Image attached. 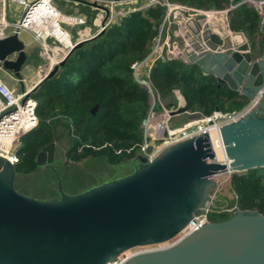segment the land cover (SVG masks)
<instances>
[{
	"label": "water",
	"instance_id": "water-1",
	"mask_svg": "<svg viewBox=\"0 0 264 264\" xmlns=\"http://www.w3.org/2000/svg\"><path fill=\"white\" fill-rule=\"evenodd\" d=\"M72 1L104 11L103 25L110 15L97 2ZM175 18L185 22L190 40L180 61L199 66L219 85L253 101L264 88V46L257 58L242 32H231L244 40L237 44L203 16L189 18L179 12ZM105 33L78 42L65 56L61 51L58 64L29 95L52 79L76 49ZM55 47L62 49L60 44ZM14 54L16 60L11 59ZM0 63L24 92L23 69L30 57L18 35L0 39ZM49 64L45 63L46 69ZM98 109L97 105L91 113ZM187 112L184 100L175 114ZM221 133L230 166L214 161L210 136L204 134L168 147L152 163L140 158L131 174L75 195L64 192L68 168L60 176L52 167L57 144L51 143L38 154L37 164L56 173L57 199L39 200L33 192L28 196L19 191L17 180L23 176L0 156V264H112L131 249L173 240L217 192L212 177L230 169L244 173L264 168V94L251 113L223 127ZM234 213L236 217L211 222L169 250L141 255L127 264H264V216L237 208Z\"/></svg>",
	"mask_w": 264,
	"mask_h": 264
},
{
	"label": "trees",
	"instance_id": "trees-1",
	"mask_svg": "<svg viewBox=\"0 0 264 264\" xmlns=\"http://www.w3.org/2000/svg\"><path fill=\"white\" fill-rule=\"evenodd\" d=\"M170 1L216 10L231 3L230 0ZM164 16L165 9L156 7L125 17L120 25L76 49L58 73L33 94L39 103L40 125L25 136L19 149L18 174L26 176L39 168L38 154L54 142L56 129L64 120L69 123L71 139L69 160L80 162L93 157L112 165L132 162L150 105L148 92L136 82L131 66L145 60L150 53ZM229 18L233 32L244 33L253 51H263L262 20L253 7L240 6L230 12ZM151 77L164 98L173 97L175 90L180 91L188 111H201L209 116L217 109L239 111L250 103L241 93L219 85L214 75L180 60L158 62ZM97 105L99 109L93 115L91 111ZM106 144L112 146L102 148ZM131 148L134 150L128 154L126 150ZM117 151L122 152L117 154ZM231 187L236 195L235 208L264 216V168L234 173ZM234 214L215 212L210 221H226Z\"/></svg>",
	"mask_w": 264,
	"mask_h": 264
},
{
	"label": "built area",
	"instance_id": "built-area-1",
	"mask_svg": "<svg viewBox=\"0 0 264 264\" xmlns=\"http://www.w3.org/2000/svg\"><path fill=\"white\" fill-rule=\"evenodd\" d=\"M81 1L97 2L99 5L107 7L110 11V15L103 25L106 13L102 10H97L96 8L91 7V9L101 13V16L103 17L100 24H98L99 31L97 34L112 26L118 25L122 19L133 13L140 11L145 12L150 8L156 7H163L165 9V16L158 29V35L153 40L150 53L145 60L135 62L131 66L136 82L148 92L150 105L148 113L141 124V141L136 145L139 153L133 158V160L139 162V159L142 158L145 159L146 163H152L168 147L208 134L210 136L212 148L216 154L214 161L227 164L226 162L219 161L217 158V153L214 149L211 136L213 132H216L220 136L221 148H223L222 151L226 155L227 160H229L227 166H230L231 160L226 153L221 129L240 121L251 113L261 103L264 88L255 96V99L250 101V103L242 110L233 112L216 110L209 116H201L199 115L200 112L188 111L185 114L195 115V119H191L182 125L174 126L172 120L181 116L175 114V112L183 107L184 97L180 91L175 90L174 97L178 100L179 105H164L162 95L152 81L151 73L153 67L158 62L180 60L183 51L189 44L190 40L187 38L185 22L182 19L175 18L179 12L184 13L189 18L203 16L206 18L210 26L224 25L231 31L229 18L230 12L240 6L246 5L253 7L258 12L262 20V31L264 30V1L244 0L239 4H234L231 1L230 6L223 10H201L177 2H171L170 0ZM74 3L86 6L81 2ZM14 4L21 8V13L17 16V19L14 22H10L9 7ZM12 16H16V13L12 14ZM68 17L74 18L75 22H68ZM85 23V19L67 15L60 11L55 5L54 0H0V39L4 40L13 35H18L19 37L21 32H27L31 34L35 42L38 43L43 57H46L44 54H46L48 50L52 51V48H54L56 44L62 46V51L65 56L78 42L96 36L97 34L89 37L86 35H78L74 37L65 27L70 26L76 28ZM64 36H67L70 39V43H61V39ZM176 43H178V47H175ZM17 56V54H14L11 59L16 60ZM46 61L47 63L50 62L47 58ZM57 64L58 61L52 65L51 69ZM51 69L47 70L45 76L48 75ZM0 71L5 72L1 63ZM31 90L32 89H25L23 92L18 86L9 84L0 77V156L9 160L15 166H17L20 161L19 149L21 147V139L35 131L40 125V118L38 116L39 103L32 96L33 94L29 95ZM157 108L160 109V112L156 111ZM111 146L112 145L110 144H106L102 148ZM133 150L134 148H131L126 150V152L131 154ZM121 152L122 151H117V154H120ZM233 173L234 172L225 175L231 176ZM218 178L217 175L212 177L216 182ZM216 193L212 196L207 206L196 215L195 220L191 222V224H189L177 237L166 243L153 245L161 246L153 253L169 250L197 233L201 228L209 225L211 223V214L221 212L218 211L214 205ZM235 209L236 208L224 211L234 212ZM153 246L137 247L126 251L112 264H127L135 257L151 254L149 248Z\"/></svg>",
	"mask_w": 264,
	"mask_h": 264
},
{
	"label": "rangeland",
	"instance_id": "rangeland-1",
	"mask_svg": "<svg viewBox=\"0 0 264 264\" xmlns=\"http://www.w3.org/2000/svg\"><path fill=\"white\" fill-rule=\"evenodd\" d=\"M54 3L57 6V8L63 13L85 19L86 23L76 28L65 26L66 29L69 30L74 37L85 34L84 33L85 31H88V34L86 35L88 37L94 36L95 34L98 33L99 31L98 24H100L101 20L103 19L101 13L91 9L90 7L88 8L82 4L74 3V1L72 0H54ZM228 7L225 6V8ZM201 10H216V9L203 8ZM14 13H16V16H12V14ZM20 13H21V8L18 5L15 4L11 5L9 7V21L14 22ZM67 20L70 23L75 22V20L71 19V17H68ZM120 24L121 22L118 23V25ZM19 37L26 44L27 53L30 51L33 52L32 62L34 64V68L31 69V76H33L36 73L37 70L36 67L43 63L42 61L43 58L40 56L41 49L38 43L35 42L31 34L27 32H21ZM214 40L216 42H220L217 37H215ZM254 52L256 54L257 53L263 54V51H261L260 49L259 51L254 50ZM44 62L47 63L45 59ZM49 65L51 66V64ZM0 75L5 79V75L2 72L0 73ZM11 84L14 86L16 85L15 82H11ZM32 96L35 98V95ZM162 98L164 105L167 106L171 104H174L175 106L179 105L178 100L174 96L170 98H164V97ZM156 111L160 112V109L157 108ZM193 112H200L199 115L208 116L203 114L201 111H193ZM195 117H196L195 115L183 114L181 116L174 118L172 122L174 126H178L190 121L191 119L194 120ZM68 124L69 123L65 120L60 122V125L56 129L55 139H54V142L57 144L56 162L61 163L64 161H69L72 163L69 164L68 171L66 173V182L64 184L65 193L70 195L79 194L88 190L89 188H92L95 185L103 184L109 180H115L127 176L133 172V170L128 166L129 161L122 163L120 165H112L107 160L102 158L91 157L80 162L69 160L67 153L71 146V139L68 135V130H67ZM24 141H25V137H23L20 141L21 147ZM138 153L139 151H137L136 156L138 155ZM131 161L134 162L133 159ZM57 167H58L57 173L60 176H62L63 167L61 165H57ZM232 175L231 176L223 175L217 179L219 189L217 190V193L215 195L214 205L218 211L232 210L235 208L234 206L236 202V195L231 187ZM16 188L28 196L33 192L34 197H36L39 200L59 198V193L57 191L56 173L41 167H39L34 173L26 175L21 179H18ZM235 215L236 214H234L232 218L236 217ZM157 247L160 246H156L153 248H157Z\"/></svg>",
	"mask_w": 264,
	"mask_h": 264
},
{
	"label": "crops",
	"instance_id": "crops-1",
	"mask_svg": "<svg viewBox=\"0 0 264 264\" xmlns=\"http://www.w3.org/2000/svg\"><path fill=\"white\" fill-rule=\"evenodd\" d=\"M86 7H88L89 8V6H86ZM91 8V7H90ZM71 19H74V18H72L71 17ZM84 19V18H83ZM77 20V19H76ZM97 27V26H96ZM232 31V30H231ZM263 31V34H264V30H262ZM233 32V31H232ZM85 34H82V35H87L88 34V31H85L84 32ZM233 33H238V32H233ZM246 36V35H245ZM248 39V38H247ZM249 41V40H248ZM51 53H55V49H52V51L51 50H49L46 54H44L45 56H46V58L47 59H49L50 60V64H51V66H52V64H53V62H54V59H53V57H52V54ZM60 54V52H57V57H58V55ZM256 54V53H255ZM28 55H29V57H30V63L23 69V84H24V86H25V89H33L36 85H38L41 81H42V79L44 78V76L46 75V73H47V70H49L50 68L49 67H51L50 65H49V67H48V69H45V62H44V57H43V54H42V52L40 51V56L43 58L42 59V61H43V63L42 64H40V65H38L36 68H37V70H36V73H35V75H33V76H31V69L32 68H34V64H33V59H32V57H33V52H28ZM256 57L257 58H260L261 57V54H256ZM46 61V60H45ZM3 73L4 75H5V79L7 80H5L1 75H0V77L4 80V81H6L7 83H9V84H11V82H15L16 83V85L15 86H20V88H21V83L16 79V78H14L10 73H7V72H3V71H0V73ZM241 95H243V94H241Z\"/></svg>",
	"mask_w": 264,
	"mask_h": 264
},
{
	"label": "bare ground",
	"instance_id": "bare-ground-1",
	"mask_svg": "<svg viewBox=\"0 0 264 264\" xmlns=\"http://www.w3.org/2000/svg\"><path fill=\"white\" fill-rule=\"evenodd\" d=\"M63 17V16H62ZM218 22H220L219 20H217ZM221 23V22H220ZM219 28L220 30L223 32V34H225V36H231L233 39H234V42L237 43V44H241L244 40L242 39L241 36H236L235 34L231 33L232 31H229L226 26L224 25H219ZM61 43L63 44H68L70 43V39L67 37V36H64L62 39H61ZM52 49H55V53H51L52 54V57L54 59V62L53 64L56 63L57 61V52H60L62 51V49H59L58 47H55V48H52ZM49 51V50H48ZM63 52V51H62ZM52 64V65H53ZM52 67V66H51ZM212 139H213V144H214V149L217 153V158L219 161H222V162H226L227 164H229V160H227L226 158V155L223 153V148H221V140H220V136L216 133V132H213L212 133ZM232 170L230 169V171H225L224 173H222L221 175H218V177H221L222 175H225V174H229V173H232L231 172ZM153 247H156V246H153ZM149 248V250L151 251L150 253H153L154 251L158 250L159 247L157 248ZM161 247V246H160Z\"/></svg>",
	"mask_w": 264,
	"mask_h": 264
},
{
	"label": "flooded vegetation",
	"instance_id": "flooded-vegetation-1",
	"mask_svg": "<svg viewBox=\"0 0 264 264\" xmlns=\"http://www.w3.org/2000/svg\"><path fill=\"white\" fill-rule=\"evenodd\" d=\"M54 143V142H53ZM56 153H57V147H56ZM56 153H55V162L52 164V167H54L56 170H58L57 168V165H61L62 167H63V172L62 173H64L65 172V170H66V168H68L69 167V165L68 166H65V163L67 162V161H64V162H61V163H58V162H56ZM136 163H139V162H136ZM134 162H129V167L132 169V170H134V168H133V166H134ZM41 168H43V167H41ZM49 170H51V171H53L52 170V168H50ZM68 171V170H67ZM54 172V171H53ZM63 175V174H62ZM23 176V175H22ZM24 177V176H23ZM66 182V181H65ZM98 185H101V184H98ZM98 185H95V186H98ZM95 186H93V187H95ZM90 189V188H89Z\"/></svg>",
	"mask_w": 264,
	"mask_h": 264
}]
</instances>
